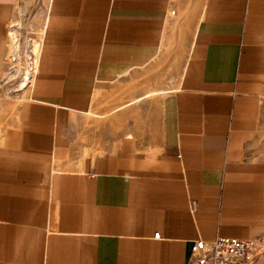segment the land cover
<instances>
[{
	"label": "crops",
	"instance_id": "crops-1",
	"mask_svg": "<svg viewBox=\"0 0 264 264\" xmlns=\"http://www.w3.org/2000/svg\"><path fill=\"white\" fill-rule=\"evenodd\" d=\"M171 54L172 88L129 90ZM21 100L0 103V264H178L218 235L264 264V0H45Z\"/></svg>",
	"mask_w": 264,
	"mask_h": 264
},
{
	"label": "rangeland",
	"instance_id": "rangeland-1",
	"mask_svg": "<svg viewBox=\"0 0 264 264\" xmlns=\"http://www.w3.org/2000/svg\"><path fill=\"white\" fill-rule=\"evenodd\" d=\"M44 3L45 0L18 1L15 23L18 25L22 38L25 34L31 36V52L23 62L18 61V63H15L14 71L8 77H2L3 73L0 75V103L3 102L2 108L4 111H7L8 119L16 117L19 105L22 102L21 93L32 76ZM179 61V58L174 56V54L166 56L163 60H159V63L143 73L139 77V80L133 81L129 90L133 91L141 85L148 88L154 85H157L159 89L172 88L178 77ZM87 117L90 118L87 120H90L92 123H98L102 119L107 120L111 116L107 113L91 111ZM95 131L97 130L95 129ZM98 132L102 134L101 131ZM103 133L107 134L106 132Z\"/></svg>",
	"mask_w": 264,
	"mask_h": 264
},
{
	"label": "built area",
	"instance_id": "built-area-1",
	"mask_svg": "<svg viewBox=\"0 0 264 264\" xmlns=\"http://www.w3.org/2000/svg\"><path fill=\"white\" fill-rule=\"evenodd\" d=\"M30 52L31 36L25 34L22 38L18 25L16 23L10 25L2 77H8L14 71L15 63L23 62ZM157 236L158 233L155 232L153 237ZM253 249L254 244L251 240L233 236L218 235L209 242L196 239L189 244L187 260L178 264H244Z\"/></svg>",
	"mask_w": 264,
	"mask_h": 264
}]
</instances>
